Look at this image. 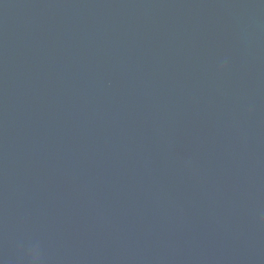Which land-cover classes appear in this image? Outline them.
Masks as SVG:
<instances>
[{"label": "water", "instance_id": "obj_1", "mask_svg": "<svg viewBox=\"0 0 264 264\" xmlns=\"http://www.w3.org/2000/svg\"><path fill=\"white\" fill-rule=\"evenodd\" d=\"M0 264H264V0H0Z\"/></svg>", "mask_w": 264, "mask_h": 264}]
</instances>
